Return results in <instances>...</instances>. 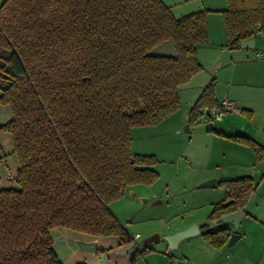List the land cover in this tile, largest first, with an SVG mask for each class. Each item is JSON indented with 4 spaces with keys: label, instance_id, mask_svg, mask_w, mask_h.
I'll list each match as a JSON object with an SVG mask.
<instances>
[{
    "label": "trees",
    "instance_id": "1",
    "mask_svg": "<svg viewBox=\"0 0 264 264\" xmlns=\"http://www.w3.org/2000/svg\"><path fill=\"white\" fill-rule=\"evenodd\" d=\"M221 13L226 47L264 35V0H227ZM207 38L206 11L175 17L162 0L0 3V103L12 110L0 133L12 136L17 159L16 187L0 190V264H63L51 247L54 227L134 243L108 204L159 174L154 155L131 151L130 129L180 108L178 88L202 69L197 46ZM168 39L175 58L149 55ZM214 91L212 79L189 125L203 108L219 107ZM228 137L264 158V147L249 137ZM219 184L225 195L209 221L243 210L255 189L246 175ZM228 225L203 224L201 235L220 248L232 233Z\"/></svg>",
    "mask_w": 264,
    "mask_h": 264
},
{
    "label": "rangeland",
    "instance_id": "2",
    "mask_svg": "<svg viewBox=\"0 0 264 264\" xmlns=\"http://www.w3.org/2000/svg\"><path fill=\"white\" fill-rule=\"evenodd\" d=\"M2 1L0 0V3ZM164 1L172 5V13L176 17L204 10L207 12L209 21L215 19L213 17L220 20L221 9L227 7V0ZM256 37L259 40L262 39L260 33H257ZM229 51L244 50L234 48ZM246 90L255 91L251 87H247ZM237 109L235 108V111H238ZM225 113L223 111L222 115ZM241 115L237 114L236 117L244 120V116L245 120L247 119L245 113ZM253 116L255 120L260 117L258 108H255ZM11 117V107L0 103V125ZM220 119H206L200 115L196 123L189 125L188 131H180L188 122L180 124L179 120L175 121L174 116L156 124L136 126L130 129L131 151L134 154L154 155L156 163L152 168L158 172L159 176L151 184H137L127 189L120 198L108 204L111 212L126 230L133 237L138 236L134 241L138 251L121 253L127 246L121 244L117 237L101 236L97 239V257L99 260V253L104 254L102 264H148L144 259L147 253H153L156 264H170L173 261L174 264H180L181 261H184L180 254L192 236L182 239L175 248H170L163 236L170 234L174 227L190 220H196L201 225L208 224L210 222L208 215L213 203L224 198V188L221 184L214 187H199L202 181L198 180V174L204 172L205 167H202L203 161L195 157L192 152L197 142V127L206 130L205 125L211 122L213 127L217 128L224 123ZM12 147V136L7 132L0 133V190L16 187L15 180H11L7 176L8 173L14 176L17 170V159ZM260 174L264 177V168ZM142 198H146L147 201L144 203ZM156 199H160L161 202L151 205L150 203ZM223 225L224 223H219L208 226V228L217 229ZM243 228L244 224H239L237 229L242 230ZM153 233H158L161 236L160 241L145 245L142 240ZM50 237L52 239L51 247L63 264L91 263L93 261L95 256L92 255L95 254L80 250L75 243L77 239L92 240L93 238L88 234L64 227H54L50 230ZM261 245L264 246V243ZM144 247L149 248V251L145 252L146 254L141 253ZM231 247L228 246V249ZM98 260L95 264L98 263Z\"/></svg>",
    "mask_w": 264,
    "mask_h": 264
},
{
    "label": "crops",
    "instance_id": "3",
    "mask_svg": "<svg viewBox=\"0 0 264 264\" xmlns=\"http://www.w3.org/2000/svg\"><path fill=\"white\" fill-rule=\"evenodd\" d=\"M162 1L169 8L171 7L172 12V5ZM213 18L215 19L209 21L207 16L206 44L197 46V58L202 69L179 86L178 96L181 106L176 111L177 114L173 113L169 118L174 116L175 121L179 120L180 124L187 123L193 104L203 89L214 79V96L217 103L227 99L232 101L234 106L225 110L226 113L220 119L224 123L217 128L213 127V123L212 127L206 130L197 127L198 137L192 152L195 157L203 161L202 167H205V171L198 174V180L215 178L218 182L246 175L256 184L239 223L244 224V228L234 230L232 223L228 225L230 230L239 233L240 237L231 245L226 242L220 248H214L202 237L200 230L187 241L186 247L180 254L184 261L179 262L180 264H264V246L261 245L264 243L262 242L264 241V177L260 174L264 168V158L258 159L250 146L228 137L243 135L264 147V35L260 33L262 35L260 40L255 36L254 49L232 52L229 50L234 48L226 47L222 14L220 20L217 17ZM247 87L255 91H248ZM235 108H238V111H235ZM255 108L259 109L258 120L253 116ZM241 110L251 111V117L245 120L246 117L243 116L245 121L236 117L237 114L242 116ZM224 116L226 117L223 119ZM193 224H197L200 229L201 224L196 220H190L174 227L170 234ZM136 237L138 236L133 237V241H136ZM128 245L130 244H125ZM228 246L232 247L228 249ZM135 250L138 251L136 246ZM97 254L98 252L92 255L95 257L91 263H85L95 264L98 260ZM152 254L147 253L144 256L148 264H156ZM170 264H174V261Z\"/></svg>",
    "mask_w": 264,
    "mask_h": 264
},
{
    "label": "water",
    "instance_id": "4",
    "mask_svg": "<svg viewBox=\"0 0 264 264\" xmlns=\"http://www.w3.org/2000/svg\"><path fill=\"white\" fill-rule=\"evenodd\" d=\"M232 48H237V49H254L255 48V36L250 37L249 39H245L237 43L236 45L232 46ZM150 56H158V57H173L175 58L177 56V51L176 47L174 44V41L172 39H168L163 41L162 43L158 44L155 46L150 52ZM212 123L206 124V128H211ZM189 129V124L187 123L180 131H188ZM217 185L216 179L215 178H210L207 180L202 181L199 184V187H214ZM142 201L145 203L147 201L146 198H142ZM160 199H156L152 201L150 204H158L160 203ZM244 216V211L241 208L236 209L235 211L231 213H226L219 218L210 221L208 223V226L216 225L219 223H232L234 230H236L239 226L241 218ZM200 232L199 226L197 224L190 225L182 230H179L175 233L164 235L163 238L167 240L168 245L170 248H175L177 247L178 243L187 237L193 236L195 234H198ZM240 235L232 231L227 244L231 245L233 244ZM161 239V236L158 233H153L147 237H145L142 242L147 245L150 243H156L159 242ZM77 247L80 250L83 251H88L92 254H96L98 252V246H97V240H83V239H77L75 241ZM135 250V244L131 243L130 245L127 246L125 250H123L121 253H129ZM104 259V254L99 253V260L97 264H102Z\"/></svg>",
    "mask_w": 264,
    "mask_h": 264
},
{
    "label": "built area",
    "instance_id": "5",
    "mask_svg": "<svg viewBox=\"0 0 264 264\" xmlns=\"http://www.w3.org/2000/svg\"><path fill=\"white\" fill-rule=\"evenodd\" d=\"M234 106V103L230 100L224 99L219 103V107H213V108H205V110L201 111V115L204 116L206 119H212L217 118L220 119L222 117V112L232 108ZM9 179L13 180L14 176L10 173L7 175Z\"/></svg>",
    "mask_w": 264,
    "mask_h": 264
}]
</instances>
